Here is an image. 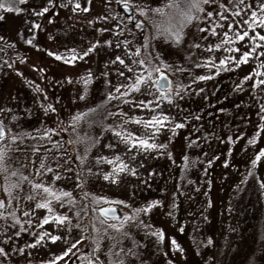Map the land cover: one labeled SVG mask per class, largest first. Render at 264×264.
<instances>
[{
  "label": "rangeland",
  "instance_id": "rangeland-1",
  "mask_svg": "<svg viewBox=\"0 0 264 264\" xmlns=\"http://www.w3.org/2000/svg\"><path fill=\"white\" fill-rule=\"evenodd\" d=\"M13 2L24 11L14 13L0 10V15L4 16V20L0 22V35L5 37L0 40V120L5 124L6 130H11L9 135L33 132V136L25 137L23 141H7L11 144V149L5 160L8 171H0V199L5 200V207L0 208V212L8 215H0V246H5L8 254H0V264H43L48 259H54L55 255L65 251L79 239V232L75 229L71 234L67 231H50L55 227L53 221L47 224L43 222L48 210L35 208L37 202H43L46 198L57 212L65 211L67 205L61 209L59 202L52 200L41 189H36L34 194L31 185L26 181L21 184L20 189L13 191L11 197L3 191L6 182H19L18 175L10 174L13 170L23 171L33 182H43L71 191L76 201L75 209L81 212L80 223L89 229L83 234L86 237H101L98 241L100 248L96 250L99 260L92 255L95 242L89 238L72 249L71 259L64 258L68 260V264H87L89 259L95 261V264H110L112 259L120 256L117 249L126 251L130 248L135 249L139 255L129 257L127 264H264V188L260 186L264 181V163H250L258 150L257 146L264 147V134L257 139L255 145H250L247 139L253 135L254 126L260 123L257 113L260 105H264V85L250 88V80L244 83L243 91L236 89V84L240 83L239 77L253 68L260 73L255 78L264 79V68L260 67L264 56L257 53L250 64L239 69L225 66V71L211 79L195 80V76L209 72L204 67H195V64L202 62L203 57L210 54L227 56L228 53L222 49L210 53L206 46L194 47L195 44L202 43L199 39L201 33L194 26L185 29L186 42L182 45L172 44L160 37L152 39L147 52H151L155 59L156 52L160 51L173 68L182 69L180 72L161 70L172 78L173 84L181 83L188 89L182 91L180 99L175 100L172 105L165 102L160 106V110L184 125L173 133L157 137L158 143L167 142V151L172 155H157L156 150L143 153L129 151L124 155L123 146H119L118 153L129 167L135 166L137 175L124 172L120 174L118 183H111L83 172L84 184L78 189L74 187L69 174L61 169H54V172L60 173L59 180H55L51 173L37 176L35 169L39 168L42 160L47 166H52L55 151L49 140L56 139L61 146L60 150L73 156L71 162L59 160L61 164L69 167L70 172L79 176L83 168L92 167L93 173H96L99 167V174L110 173L112 166L107 160L98 166L94 160L96 156L111 159L116 154L103 147L104 144L115 141L114 134L102 127L104 123L117 128L126 127L138 136L142 133L152 135L151 130L145 132L142 125L128 122L121 126L119 116L108 115L117 106L129 116L138 118L148 119L152 113L144 108L134 110L131 104L126 106L120 100L101 105L105 92L111 90L101 87L102 73H109L107 79L111 80L113 87L131 83L125 79L131 74L124 65L118 61L113 65L108 61L120 56L125 64H131L132 59L139 58L130 56L129 49L135 52V48H141L144 36L154 35L155 23L159 22L161 28L164 27L167 23L166 16L150 10L165 5L168 0H130L132 15L125 14L120 0H79L81 9L87 7L88 11L72 10L77 0H53L51 6L47 5V0ZM224 2L227 3L228 0ZM45 6L49 7L48 13H43ZM137 7L149 11L139 13L135 10ZM169 11L165 8V13ZM37 13L43 14L36 15ZM225 14L230 18L232 16L231 12ZM105 16L109 18L107 21L103 19ZM127 16L137 17V21H129ZM138 22H143L142 29L135 27ZM205 23L201 21L200 26L203 27ZM116 25L123 29L122 33L116 29ZM49 35L53 37L52 40L48 39ZM204 36L208 43L219 42L207 33ZM217 36L223 39L219 30ZM97 39L102 42L110 40L112 43L97 45L88 57L72 65L47 54L49 50L60 52L66 47L84 51L91 44H95ZM125 39L129 41L127 46L123 43ZM28 40H33V44L29 45ZM117 44L120 45L119 48L116 47ZM236 46L239 47L238 42ZM156 63L159 65L158 60ZM33 64L44 71H37L32 67ZM16 69L23 76L18 75ZM117 69L124 72L125 76H119ZM88 72L93 74L94 79L87 85L85 100H78L77 92L85 93V85L80 83V79L86 78ZM66 77H71V81ZM32 82L43 88V92L29 87ZM120 91L126 89L121 88ZM133 95L129 93L122 99L138 102L144 98L136 94V99L133 100ZM147 98L151 99V96ZM47 104H52L56 111L53 113L47 110ZM97 105L101 107L97 108ZM88 108L96 109L94 113L88 114V120L92 123L82 120L79 131L81 134L87 132L90 136L98 137L101 143L92 147L86 163L81 165L74 158L72 146L67 143L74 138L71 131L73 125L67 122L77 112H86ZM13 116L16 117L15 120L12 119ZM124 119L127 120V117ZM53 127L69 130L51 133L49 138H42L34 131ZM101 131L104 136H100ZM0 145L6 146L5 142H0ZM31 147L41 150L33 156L29 151ZM77 148L82 154L83 145H78ZM44 149L51 150L50 154L46 155ZM133 155L135 159L131 158ZM185 156L188 157L187 166ZM208 160L212 163H207ZM225 160L228 161L227 165ZM76 183L79 184L80 181ZM83 193L103 196L106 199L101 205H93L92 196L85 197ZM33 194V200L24 198ZM16 196L20 199L17 200ZM9 199L11 203H8ZM154 200H160L161 203L139 216L150 229L126 225L125 230L131 233L128 238H122L112 229L107 234L104 233L103 229L108 224H102L103 215L95 211L97 206L112 204L118 207L119 216H123ZM120 201L125 203L121 204ZM30 208L35 211V215L29 212ZM112 222L115 221L108 218V223ZM93 224L100 229L99 233L92 231ZM25 228L29 229L27 233L24 232ZM161 229L164 230L165 239L150 234ZM15 231H20L21 236L16 237ZM43 232L65 236L67 243L62 240L52 242L46 237L39 243H33L32 238ZM6 237H11L13 248H24V251L9 249ZM173 237L184 249L183 252L171 245ZM209 238L211 244L207 242ZM110 248L111 256L108 254ZM56 264H64V261H56Z\"/></svg>",
  "mask_w": 264,
  "mask_h": 264
},
{
  "label": "snow or ice",
  "instance_id": "snow-or-ice-1",
  "mask_svg": "<svg viewBox=\"0 0 264 264\" xmlns=\"http://www.w3.org/2000/svg\"><path fill=\"white\" fill-rule=\"evenodd\" d=\"M120 3H122L125 8L130 7V0H120ZM52 4L53 0H47L48 6H51ZM48 6L43 8V13L49 12ZM65 7H67V5H65ZM165 8H168L170 11L165 13ZM77 9L82 11L89 10L87 7L81 9L79 0H77L75 8L72 10L76 11ZM0 10L14 13H20L24 11V9L21 7L15 6L13 0H0ZM135 10L139 13H145L149 11L143 7H137ZM150 11L164 14L167 18V23L163 28H161V24L159 22L154 24L155 33L151 37L148 35L144 36L142 44L143 49L147 50L150 47L151 40L155 39L156 37L165 39L172 44L182 45L184 42H186L187 33L185 29L189 26H194L197 28V31L201 33L199 39L202 41L200 44H195L194 47L204 48L206 46L210 53L217 49H222L228 53L227 56H213L210 54L206 57H203L202 62L195 64V67H204L208 69L209 72L208 74L195 76V80L211 79L219 72L225 71V66H230L233 69H239L243 65L250 64L251 61L255 59L257 53H259L261 56H264V0H248L247 3L245 0H228L227 3H225L224 0H168L165 5L159 8H153ZM227 12H231V18L225 14ZM43 13H37L36 15H42ZM201 13H203V15H201ZM235 17H240V19H234ZM244 17L247 18L245 19ZM103 19L107 21L109 18L105 16ZM126 19L135 22L136 18L133 16H127ZM3 20L4 16L0 15V22ZM201 21L206 22L203 27L200 26ZM35 27L38 28L40 25H35ZM115 27L121 33L123 32V29H120L119 25H116ZM135 27L137 29H142L144 27L143 22L135 23ZM218 30L222 33L223 39H220L217 36ZM104 31L107 30L105 29ZM204 33H207L210 37L218 39L219 42L215 44L208 43ZM3 39H5V37L0 35V40ZM48 39L52 40L53 37L49 35ZM237 42L239 43V47L236 46ZM27 43L31 45L33 44V40H28ZM101 43L111 44L112 42L110 40H105L102 42L97 39L95 44H91L87 50L84 51H77V49L74 47H66L60 52L49 50L47 54L51 57H54L58 61L72 65L78 60H83L84 58L88 57L89 54L96 49L97 45ZM123 43L125 46H127L129 41L125 39ZM37 47H39V44H37ZM116 47L119 48L120 45L117 44ZM129 55L140 58L132 59L131 64H125V61L121 59L120 56H116L115 60L108 61V63L115 65V63L118 61L121 65H124L127 69V72L131 74L130 76L125 77V79L130 80L131 83L117 84L113 87L111 80L107 79L109 73L103 72V83L101 84V87H108L111 88V90L105 92V98L102 100L101 105H107L112 100H120V102L124 103L126 106L131 104V107L134 110L138 111L141 108L150 110L152 114L148 119L129 116L127 112H124L123 109L118 106L116 107L115 111L108 113V115L112 117L119 116L121 118V126L128 122H134L137 125H142L145 132L150 129L152 135H145L142 133L138 136L135 132H130L126 127L117 128L112 124H102V127L111 131L115 138L114 142L104 144L103 147L116 154H114L111 159H108L106 156H96L94 160L97 166L107 160L108 164L112 166V170L110 173H103L101 175L99 174V167H97L96 173H93L92 167H86L83 168L82 174L79 176L75 175L74 172H70L69 167H66L65 164H61L59 162V160L71 162L73 160V156L66 152H62L60 150L61 146L56 139H50L49 143L53 145V150L55 151V155L52 157L54 163L52 166H47L42 160L40 162L39 168L35 169L37 176L42 175L43 173H51L54 174L55 180H59L61 178L60 173L54 172V169H61L63 172L69 174L74 187L78 189L82 188L84 184L85 178L83 177V172H87L89 176L95 175L97 179H102L103 181L118 183L121 173L128 172L133 176L137 175L135 166L129 167V165L125 163V160L122 158V155L118 153L117 149L119 146H123L124 155H127L129 151H132L133 153H143L145 151L151 150H156L157 155H172L171 152L167 151V142L158 143L157 137L161 134L173 133L175 129L182 128L184 125L182 122L173 120L170 114L160 110V106L165 102H167L169 105H172L175 100L180 99L181 92L187 91L188 89L187 86L181 83L173 84L171 80L166 78V73L161 69L174 70L176 72H180L182 69L173 68V65L169 64L164 59L163 54L160 51L156 52L155 59H153L151 52L145 51V53H142L140 47L135 48V52H133L132 49H129ZM26 59L27 57H25V60ZM157 60L159 61V65L156 63ZM32 67L37 71H44L43 68H37L35 64H33ZM260 67L264 68V62H261ZM213 69H215V71H212ZM15 71L18 75L23 76V73L20 72L19 69H16ZM116 71L119 76H125L124 72H121L118 69ZM189 75L191 77V73H189ZM259 75L260 73L256 72L255 68H253L252 71L248 72L242 77H239L240 83L236 84V89L238 91H243L244 83L250 80L252 81L249 84L250 88H256L264 85V79L255 78ZM66 79L71 81V77H66ZM92 79H94V77L91 72L86 74V78L80 79V83L85 85V93L78 91L76 97L78 100H85L87 85ZM29 87H34L37 92H43V88H41L39 85H35V82L29 84ZM121 88L126 89V91L121 92ZM198 91L202 92L203 89H198ZM129 93L134 94L133 100L136 99V94H139V96L144 98L139 99L138 102L122 99L123 97H127ZM148 96H151V99H148ZM205 99H207V97H205ZM101 105H97V108L101 107ZM46 108L53 113L56 111V108L52 104H47ZM95 111V108H88L86 112H77L71 116L70 120L67 122L73 125L71 131L74 133V138L68 140L67 143L72 146V152L75 153L74 158L76 161H79L81 165L86 163L92 147L101 143L98 137L90 136L87 132L81 134L79 131L80 122L82 120L87 121L89 124L92 123V121L88 120V114L94 113ZM257 115L260 123L254 126L253 135L247 138L250 145H255L257 143V139L260 138L262 134H264V105H260ZM125 117H127V120L124 119ZM12 119L15 120L16 117L13 116ZM68 130L69 129H65L63 127H53L47 129H37L34 131L36 135H39L42 138H49L51 133ZM10 131V129L6 130L5 124L2 120H0V142H5L6 144V146L0 145V171L5 172L8 171V166L5 163V160L9 149H11V144L7 143V141H23L25 137L33 136V132H22L20 135H9L8 133ZM241 135H243V133H241ZM100 136H104L103 131L100 132ZM227 138L229 140L232 139V137ZM197 139H199V137H197ZM78 145H83L82 154L77 148ZM257 147L258 150L254 153V156L250 161L252 165H256L258 162L264 163V159H262L264 158V147ZM40 150L41 149L37 147L29 148V151L33 156H35V153ZM44 151L47 155L50 154L51 150L44 149ZM131 158L135 159V155H133ZM184 159L187 166L188 157L185 156ZM207 163L211 164L212 161L208 160ZM224 163L227 165L228 161L225 160ZM10 174L13 176L18 175L19 182H13L12 184H8L7 182L5 183L3 186V191L6 192L9 197L13 195V191L15 189H20L21 184L26 181L31 185V189L33 190L34 194L36 189H41L43 192L47 193L48 197H50L52 200L59 202V207L61 209H64L65 205L68 206L65 211L57 212L55 209H53L50 200L47 198L43 202H37L35 204L36 209L48 210V214L44 216L43 222L47 224L49 221H53L55 227L50 231H67L68 234H71L72 230L75 229L79 232V239H76L75 242L72 243L65 251L55 255L54 259H48L44 261L43 264H56V261L61 260L64 261V264H68V260L64 258L67 257L71 259L70 253L72 252V249L76 248V245L80 244L81 241H85L89 238L95 242V249H93L92 255L96 256V259L99 260V256L96 255V250L100 248L98 241L101 237L99 235L94 237H86L83 234L84 232H88L89 229L80 223L82 218L81 212L79 209H75L76 201L75 197L72 196L71 191H66L63 188H55L52 185H48L43 182H33V180H31L28 176L24 175L23 171L13 170ZM76 181H80V183L77 184ZM260 186L264 188V181L261 182ZM34 194L28 195L24 198L33 200L35 198ZM83 195H85V197L91 195L93 205H101L106 199L103 196L96 197L95 194L83 193ZM16 199L19 200L20 197L16 196ZM8 203H11V199L8 200ZM120 203L124 204L125 201H120ZM160 203V200L146 202L143 206L135 208L133 213L112 217L111 219L115 222L110 224L108 223L109 214L112 212L110 207L97 206L95 211L103 214L104 219L101 220V223L108 224V227L103 229L104 233L107 234L109 229H112L118 232L122 238H128L131 236V233L125 230L126 225L142 226L144 228L150 229V226L145 224L143 220H140L139 216L142 213H146L153 209ZM3 207H5V200L0 199V208ZM29 212L35 215V211L32 208L29 209ZM84 214L87 215V213ZM0 215L6 216L8 213L0 212ZM29 223H31V221H29ZM28 231V228L24 229L25 233ZM92 231L99 233L100 229H97L95 224H93ZM150 234L158 237L159 239H165V233L163 229L158 232H151ZM14 235L16 237H20L21 232L15 231ZM45 237L52 242L62 240L67 243V237L53 235L47 232H43L38 237L32 238L33 243H39V241L45 239ZM6 239L8 240L7 247L9 249L19 252L24 251V248H20L18 250L13 248L11 244V237H6ZM207 242L211 244V238H209ZM133 243H135V241H133ZM171 245L176 249H179L181 252L184 251V249L179 243H177L174 237L171 238ZM26 247H31V245H26ZM112 247H115V243ZM117 251L120 253V256L112 259L110 264H127L129 257H138L139 255V253L132 248L127 249L126 251L124 249H117ZM0 254L7 256L8 253L5 249V246H0ZM108 254L109 256L112 255L111 248L109 249ZM87 264H95V261L89 259Z\"/></svg>",
  "mask_w": 264,
  "mask_h": 264
},
{
  "label": "water",
  "instance_id": "water-1",
  "mask_svg": "<svg viewBox=\"0 0 264 264\" xmlns=\"http://www.w3.org/2000/svg\"><path fill=\"white\" fill-rule=\"evenodd\" d=\"M123 11L125 12L126 15H132L133 14V8L130 6L128 8H125L123 5L121 6ZM135 22L137 21V17H135ZM166 73V72H165ZM166 78L168 80H171L172 81V78L166 73ZM102 207H110L112 209V212L109 214V218H112V217H116V216H119L120 215V212H119V209L118 207H116L115 205H112V204H106V205H102ZM101 214V213H99ZM103 215V214H101Z\"/></svg>",
  "mask_w": 264,
  "mask_h": 264
},
{
  "label": "trees",
  "instance_id": "trees-1",
  "mask_svg": "<svg viewBox=\"0 0 264 264\" xmlns=\"http://www.w3.org/2000/svg\"><path fill=\"white\" fill-rule=\"evenodd\" d=\"M152 43H150V45H151ZM141 51H142V53H145V51H147V50H145V49H143L142 48V45H141ZM140 58V57H139ZM60 80V79H59Z\"/></svg>",
  "mask_w": 264,
  "mask_h": 264
}]
</instances>
